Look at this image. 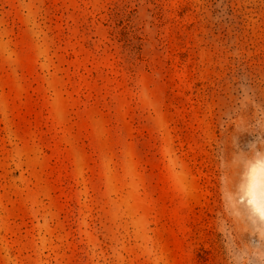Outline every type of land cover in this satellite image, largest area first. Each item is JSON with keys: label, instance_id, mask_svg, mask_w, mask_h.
I'll use <instances>...</instances> for the list:
<instances>
[{"label": "rangeland", "instance_id": "obj_1", "mask_svg": "<svg viewBox=\"0 0 264 264\" xmlns=\"http://www.w3.org/2000/svg\"><path fill=\"white\" fill-rule=\"evenodd\" d=\"M0 264H264V0H0Z\"/></svg>", "mask_w": 264, "mask_h": 264}]
</instances>
